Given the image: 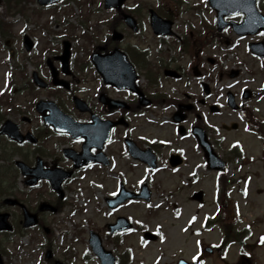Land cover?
I'll list each match as a JSON object with an SVG mask.
<instances>
[{"label":"flooded vegetation","instance_id":"1","mask_svg":"<svg viewBox=\"0 0 264 264\" xmlns=\"http://www.w3.org/2000/svg\"><path fill=\"white\" fill-rule=\"evenodd\" d=\"M260 11L264 15V5ZM152 13L169 24L153 25ZM126 16L133 17L132 27L126 24ZM106 25L107 39L102 45L97 44L91 54L79 49L74 40L69 41L66 67L61 59L64 42L56 45L54 53L38 54L36 58L41 62L33 71L48 88H37L31 76L33 102H16L10 109L0 105L3 112L9 111L6 119L29 136L28 141L19 144L0 135V173L18 169L16 161L20 160L34 172L70 173L62 185L65 193L87 190L89 185L110 191L123 186L140 192L143 185L150 191H172L170 199H159L157 204L177 207L172 217L182 221L183 208L188 203H182L185 199L181 195L189 190H204L211 172L195 130L202 129L214 151L223 158L225 139L212 137L211 120L214 116L227 119L226 115L235 114L228 107V92L223 95L218 93L221 90L215 93L212 88V75L220 82L227 76L218 48L226 33L218 31L217 16L209 7L187 6L182 0H173L172 6L125 5L120 10L112 9ZM257 36L264 42V33ZM116 50L125 54L133 68L113 57L105 65L106 82L92 63V54L110 55ZM54 73L56 81H63L68 87L54 85ZM130 77L135 78L133 89ZM234 95L241 116L245 111L250 114L245 104L246 90L242 99L239 94ZM252 96L253 92L249 98ZM75 97L83 101L81 108L76 107ZM211 98L216 109H212ZM39 101H53L71 117L79 126L77 138L57 132L47 123L51 114L38 111ZM226 123L223 120L219 126L224 129ZM3 124L4 121L0 127ZM72 155H82L89 163L77 168ZM87 175L90 180H86ZM40 187L52 190L46 180L31 189ZM51 197L50 203L58 210L66 205L67 199L57 198L56 194ZM203 202H198V212L204 209ZM216 217L214 223L218 222ZM210 222L208 219L203 229L208 230ZM192 225L191 222L186 228ZM119 262L126 264L125 257Z\"/></svg>","mask_w":264,"mask_h":264},{"label":"rangeland","instance_id":"2","mask_svg":"<svg viewBox=\"0 0 264 264\" xmlns=\"http://www.w3.org/2000/svg\"><path fill=\"white\" fill-rule=\"evenodd\" d=\"M77 1H81L84 5L83 10L78 6ZM103 0H63L61 3L51 7H41L37 4V0L31 1L26 5V14L14 12L5 14V7L0 5V22L2 19L11 22V26H4L0 29V98L1 104L6 106L13 103V100L22 102L30 101L29 94L23 92L21 95H13L26 86V78L29 77L31 71L41 62L38 54L45 55V48L52 49L55 45L60 44L62 40H66V30L70 27L74 29L75 36L85 38L84 33L88 36L94 34L95 24L99 19L107 20L108 12L103 8ZM139 2H149L153 5L158 0H138ZM167 5L169 3L163 0ZM191 3L200 2L199 0H190ZM87 4V5H86ZM135 5V2L129 3V6ZM90 10V11H89ZM35 11V12H34ZM93 11L90 23L86 28H79L80 22L85 14ZM83 15V16H82ZM45 26L50 27L49 30L44 29ZM100 34L104 38L107 33L106 25L99 27ZM29 35L35 43V49L31 53H27L23 47V37ZM230 44L227 45V58L222 56L221 64L228 72L232 70H240L241 75L236 79H227L224 84L227 86L234 83L235 87L231 90L238 93L243 88L248 87L255 92L254 97L250 100V105L255 116L264 120V68L247 48L246 40H237L232 34H228ZM83 45L87 46L86 41L82 40ZM97 44H99L97 42ZM233 44V45H232ZM233 46V47H232ZM90 47V45H89ZM232 47V48H231ZM214 57L215 55L212 54ZM34 61H31V59ZM10 63H8L9 61ZM12 69V70H11ZM13 71L14 79L12 85L8 84L10 73ZM230 75V73H229ZM229 78V76H228ZM11 80V78H10ZM216 86V85H214ZM12 90V91H11ZM12 93V95H10ZM10 107V106H8ZM7 112V111H6ZM9 113V111H8ZM229 120L240 123V127L236 131L225 133L228 138V144L225 149L228 150L232 142L238 143L245 153L246 158L241 164L232 166V174L235 179L243 178L234 189L233 198L240 204V214L242 215L241 228L251 226L252 235L247 240V249L256 258L251 264H264V248L251 252V246L256 242L258 236L264 233V144L255 135L246 132L243 123L239 122L237 115ZM241 167V168H240ZM90 180L91 176H87ZM1 180V179H0ZM18 188L22 191L21 197L33 203L35 198L43 195L47 196L49 190L42 188L35 191H27L21 179L18 180ZM92 188L91 190H89ZM89 191L83 192L81 196L70 192L68 194V206L63 214L50 216L46 218V222L53 229V239L55 245V257L66 264H96L95 259L90 262L84 261V253L87 249L88 233L91 230L98 232L102 238L106 239V227L113 222L108 214V209L104 205L103 197L110 193L111 189H98L92 185L87 187ZM213 175L209 184L205 186L204 193L206 195V208L200 214V220L203 214H212L215 210L213 204L214 199ZM165 192V191H164ZM196 191H185L181 198L188 203L184 206L186 218L183 223L177 222L171 216V212L159 211L155 212V216H149L148 207L143 204L130 205L119 212L121 215L131 216L136 220L144 223L151 231L161 229L165 235V241L156 242L143 246L139 235L127 238L125 247L131 248L134 256V264H170L175 254L179 252L180 246H184V242L189 241V246L185 245V249H189L188 257L196 251L194 241L197 237L190 238L188 234L182 233L181 230L192 214L196 213L197 203L191 202L192 193ZM163 194V192H161ZM49 194V193H48ZM9 192L6 186L0 182V199L7 197ZM78 197V199L76 198ZM159 199L158 192H155L153 201L156 204ZM190 199V200H186ZM154 206V205H152ZM74 208L78 212L74 213ZM9 212L18 217L16 209H9ZM18 220V219H17ZM14 219V221H17ZM14 222V223H15ZM16 224V223H15ZM199 224L196 226L199 227ZM81 232L80 234H78ZM207 244L216 242L220 238L218 230L204 234L199 237ZM46 239L44 233L40 230H30L24 233L22 237L0 235V251L5 257V264H47L46 253L44 249ZM73 244L74 249L70 250ZM106 246L113 247L111 241H106ZM76 251V258H73L72 251ZM123 249H121V252ZM174 253V254H173ZM164 256L160 261L158 258ZM208 257L207 264H219L218 258ZM238 260V248H232L229 252L227 262L234 264ZM221 264H224L223 262Z\"/></svg>","mask_w":264,"mask_h":264},{"label":"water","instance_id":"3","mask_svg":"<svg viewBox=\"0 0 264 264\" xmlns=\"http://www.w3.org/2000/svg\"><path fill=\"white\" fill-rule=\"evenodd\" d=\"M39 1L41 4H50V3L57 2L59 0H39ZM124 1L125 0H106V7L108 8L112 6L120 7ZM251 1H252V6H249L248 4H243L241 0H230V1L226 0L220 5L219 10L222 11L221 14L223 13L229 14V11H231L230 12L231 14L246 13L250 11V8L254 9L255 11L256 0H251ZM31 47L32 46L30 44L28 48L30 49ZM11 137L19 141H22V139L20 138L17 132L12 133ZM20 166L24 168L23 170L24 175H28L27 168L22 164H20ZM59 185L60 184H58L57 186L56 185L54 186L58 191L60 190ZM5 203L14 205L17 202L13 200H6ZM43 208H46L45 205L43 206ZM24 210H25L24 226L31 227L33 225H36L38 223L36 216L29 214L25 208ZM8 218H9L8 214H0V231H11L12 230V226L9 224ZM95 240H96L95 235H92V244H93L94 250L102 258L103 264H115V260L113 258H110L109 253L105 252L100 246H97L96 244H94ZM0 264H4L1 258V255H0Z\"/></svg>","mask_w":264,"mask_h":264}]
</instances>
